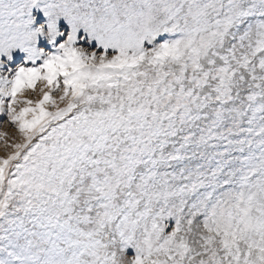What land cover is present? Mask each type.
<instances>
[{"label":"snow or ice","instance_id":"1","mask_svg":"<svg viewBox=\"0 0 264 264\" xmlns=\"http://www.w3.org/2000/svg\"><path fill=\"white\" fill-rule=\"evenodd\" d=\"M0 118V264H264V0H0Z\"/></svg>","mask_w":264,"mask_h":264},{"label":"rangeland","instance_id":"2","mask_svg":"<svg viewBox=\"0 0 264 264\" xmlns=\"http://www.w3.org/2000/svg\"><path fill=\"white\" fill-rule=\"evenodd\" d=\"M24 96L27 98H32L31 90L26 91L24 93ZM0 119H3V118H0ZM0 131L7 132L9 134V136L18 135V132L16 131V129L13 128L10 123H7V122H5L2 126H0ZM0 155H3L2 149H0Z\"/></svg>","mask_w":264,"mask_h":264}]
</instances>
